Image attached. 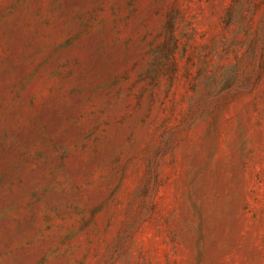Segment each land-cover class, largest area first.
<instances>
[{"label": "rangeland", "instance_id": "1", "mask_svg": "<svg viewBox=\"0 0 264 264\" xmlns=\"http://www.w3.org/2000/svg\"><path fill=\"white\" fill-rule=\"evenodd\" d=\"M0 264H264V0H0Z\"/></svg>", "mask_w": 264, "mask_h": 264}]
</instances>
